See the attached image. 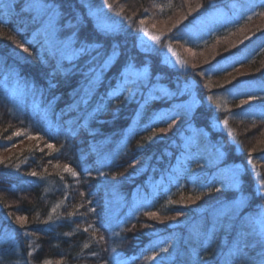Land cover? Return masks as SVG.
I'll return each mask as SVG.
<instances>
[{
    "label": "trees",
    "instance_id": "16d2710c",
    "mask_svg": "<svg viewBox=\"0 0 264 264\" xmlns=\"http://www.w3.org/2000/svg\"><path fill=\"white\" fill-rule=\"evenodd\" d=\"M89 1L103 6V0ZM242 1L115 0L117 7L105 9L119 17L123 26L116 34L122 52L138 64L147 63L157 74L154 83L172 92L177 85L188 91L147 104L139 96L126 100L127 92L109 99L106 93L116 84L109 72L87 111L98 103L103 107L85 122L79 119L85 112L83 105L80 113L57 118L73 102L72 92L82 76L78 71L53 75L56 60L42 50L43 37L34 36L41 22L21 10L24 0H4L12 7L0 8V149L14 147L27 134L40 135L42 141L0 159V256L22 258L30 264H42L45 259L50 264H116V260L192 264L196 247L209 264L219 263V255L241 230L240 220L224 218L230 215L227 207L224 213L210 215L238 195L221 184V180L228 181L233 165L241 168V190L249 197L242 216L264 212V198L255 195L259 179L264 177V15H259L264 12V0L244 7L227 31L211 34L203 42L190 40L184 28L209 11L231 12L234 3ZM61 2L65 12H78L85 18L83 33L93 31L94 22L84 4L79 0ZM198 4L202 5L199 9ZM189 9H194L190 15ZM126 17L133 19L130 22ZM141 18L150 31L164 33L161 44L156 43L151 51H144L138 43ZM16 41L24 43L29 52H23ZM169 43L186 62V69L164 60ZM64 67L71 64L65 61ZM201 71L206 75L201 76ZM209 77L211 87H207ZM24 81L42 89L43 97L26 91ZM10 86L30 98V105L49 123L50 130L17 107ZM191 97L198 102L189 119L176 105ZM241 100L248 103L241 105ZM174 112H180V119L168 129L171 120L161 117ZM161 128L167 131L161 133ZM193 129L202 134L189 158L184 143ZM229 129L235 139L228 135ZM16 131L22 134L14 136ZM49 142L52 149L46 147ZM66 166L78 175L66 171ZM32 171L37 176L30 175ZM155 179L161 181L153 183ZM116 199L124 201L125 207L114 215L111 204ZM178 211L183 215L177 216ZM146 212L157 216L150 218ZM17 216L26 217L23 226ZM205 231L211 238L194 239L195 232ZM154 253L155 259H150Z\"/></svg>",
    "mask_w": 264,
    "mask_h": 264
},
{
    "label": "snow or ice",
    "instance_id": "6c2138e0",
    "mask_svg": "<svg viewBox=\"0 0 264 264\" xmlns=\"http://www.w3.org/2000/svg\"><path fill=\"white\" fill-rule=\"evenodd\" d=\"M81 3H84L85 6L88 7V16L94 22L93 31L91 33L82 32L85 27V18L78 12H65L61 0H24V5L21 9L22 11L32 13V19L34 21L38 20L41 22L34 36L43 37L42 50L46 51L56 60L53 68V75L56 73L65 74L68 72L74 74L78 71L82 76L79 87L72 92L73 102L67 104L65 109L61 110L57 116L58 119L60 116L67 115L68 112L80 113L81 105L85 107V112L80 114L79 119L85 122L89 118H92L96 112L100 111L103 107L100 103H98L92 111H87V106L91 97L95 94L96 88L103 82L106 74L109 72L113 73V77L116 80L115 86H110L109 91L106 93L109 99L119 98V96L127 92L125 96L126 100H134L139 96L144 104H147L148 101L152 99H167L183 95L188 91L187 87L181 88L180 85H177L176 91L172 92L160 86L158 83H154L153 76L157 74L151 71L147 63L138 64L134 57L125 55L122 52L116 37V34L120 31L119 24L115 21L107 22V20H105L107 16L105 8L112 9L117 7L118 5H116L115 0H111V2L110 0H103V6L95 8L87 4V0H81ZM11 7L12 5L10 3L0 0V8L11 10ZM156 7H160V5H156ZM201 7L202 5H197V9ZM193 10L194 9H189V15ZM144 11L147 12L148 10L144 9ZM120 14H123V8L120 9ZM259 15H264V12L259 13ZM186 18L187 17H184V19ZM126 19L131 22L133 17H126ZM249 19H251V17H249ZM177 23H179V21ZM153 27H155V25H153ZM173 27H175V25H173ZM171 30L172 29H169L168 31L171 32ZM137 31L144 33L151 41L157 44H161L164 38L163 32L160 34L152 33L145 26L144 18L139 19ZM62 33L63 36H61ZM16 43L23 52H29V48L26 47L24 43L20 41H16ZM168 50L172 51L173 55L177 56V62L180 63L182 67L185 66L184 61L179 59L178 54L171 48L170 43L168 45ZM189 51H191V49H189ZM121 57L123 58L121 59ZM65 61L71 64L70 68L66 69L64 67ZM193 67H195V65H193ZM200 75L205 76L206 73L201 71ZM49 84L52 87L55 86L51 85V82H49ZM24 87L26 91H30L34 96L39 92L40 97H43V90L37 89L35 85L30 82L24 81ZM207 87H211L210 77ZM77 96L79 97L78 99L76 98ZM101 99H103V97ZM249 99L253 98L250 97ZM51 103L52 102L49 101V104ZM196 103V100L193 99L190 104H179L176 105V108L182 109L184 115L191 119L196 108ZM246 103H248L247 100H241V105ZM217 107H220V105L218 104ZM180 115V112H174L173 115L169 117L168 114L165 113L161 119H170L171 122L168 123V129H171L180 119ZM223 124L227 127L228 121L224 120ZM69 131H71V129H69ZM159 131L165 133L167 129L161 128ZM21 134V131L13 133L14 136H20ZM201 134L199 129H193V135L185 138L184 151L189 158H192V147L196 145L197 138ZM228 135L235 139L232 130L229 129ZM9 139H11V137H9ZM139 146L143 147V145ZM46 147L52 149L54 145L49 142L46 144ZM216 151L218 154L223 155L221 149L217 148ZM198 167H203V165H198ZM65 170L72 172L73 176L78 175L67 166ZM253 170H255L254 164ZM30 175L37 176V173L32 171ZM221 184L224 187L236 190L238 193L236 198L227 206L230 215L226 216L225 219L230 220L231 217L234 216L237 220H240L241 230L238 232L227 252H221L219 264H264V212L258 213V227L255 226L256 221H254L253 218H248L247 221L243 219L242 209L248 202L249 197L241 190L240 172L238 169H232L228 181L225 182L221 180ZM220 190V188L216 189V191ZM209 191H211V189H209ZM255 195L264 198V177L259 179ZM195 199L198 200L200 197L196 196ZM90 211L95 212V209H90ZM145 215L150 218H155L157 213L146 212ZM176 215L181 216L183 213L178 211ZM25 219L26 217L20 216L16 218L17 222H21V226H23L22 222ZM172 219H175V217ZM246 225L248 226L246 227ZM90 227L92 226L90 225ZM145 227H151V225H145ZM223 227H228V225L225 224ZM85 231H87V229H85ZM202 235L206 238H211L208 233L201 234L200 232H195L194 239L199 241ZM100 239L103 240L104 237L101 236ZM84 247H88V245H84ZM113 251H115V249H113ZM161 251H167V249H161ZM252 253H254V255ZM92 255L95 256L97 253H92ZM155 255L154 253L150 259H155ZM28 256L31 257L32 253L29 252ZM191 259L192 264H209L208 261L201 257L196 247L192 249ZM25 264H29V262L26 261ZM42 264H50V261L45 259L42 261ZM116 264H127V262L116 260Z\"/></svg>",
    "mask_w": 264,
    "mask_h": 264
},
{
    "label": "rangeland",
    "instance_id": "374dc122",
    "mask_svg": "<svg viewBox=\"0 0 264 264\" xmlns=\"http://www.w3.org/2000/svg\"><path fill=\"white\" fill-rule=\"evenodd\" d=\"M79 1L81 2V0H79ZM254 2H255V0H243L241 3L240 2L234 3L235 7H233L234 10H232L231 12L229 10H227V9H217V10L209 11L206 14H204V15L200 16L199 18L195 19L194 22L191 25H187L184 28V31H185V33L187 34V37L190 40H193V41H196V42H203L211 34L218 33L220 31H227L230 28L231 20L235 16L239 15L240 12H242V10L244 9V7L250 5V3H254ZM82 4H84V3H82ZM87 4L91 5L94 8L96 7V6H93L90 3L89 0H87ZM86 10L88 12V7H86ZM105 12L107 13V16L105 17V20H107V22L115 21L116 23L119 24L120 31H122L123 30V26H122V24L120 22L119 17H117L116 15H112L107 9H105ZM152 33H154V32H152ZM138 34H139L138 35L139 36L138 37V43H139L140 47L144 51L153 50V48H154L156 43L154 41H151V39L147 35H145L144 33L139 32ZM154 34H156V33H154ZM171 48L174 50V52L176 54H178L179 59L184 61L183 58L181 57V55L179 54L178 50L173 45H171ZM163 58L172 67H175L177 69H182V70L187 68V65H186L185 61H184L185 66H183V67L180 65V63L177 62V56L173 55V52L168 50V46H166L165 49H164ZM10 91H11L12 95L15 97V101L17 102V104H21L22 106H25V107L30 106L29 109L32 111V116H34V117L38 116L37 119H38L39 123L42 124L43 126L47 127V130H50L49 123L46 120H41L42 117H40V115L38 114L37 109L34 106L30 105L31 104V102H29L30 98H25L24 97V92L22 90L10 86ZM193 99L196 100L195 97H191L189 100L183 102L182 104H190ZM196 102H198V100H196ZM221 127L223 129H225L224 126L221 125ZM25 135L26 134H23L22 137H24ZM29 137H32V138H29ZM41 141L42 140H41L40 135L38 136V135H29V134H27L26 137L22 138L20 141H16L14 143L15 145H13L14 147H7V148H4V149H0V159L3 160L5 158L9 157L14 151H22L25 148L31 147L32 145H36V144L40 145ZM232 169H238L240 174L242 172L241 168H239L238 166H235V165H233L231 167V170ZM258 177L260 178V176H258ZM155 181H161V179H155L153 183H155ZM233 200L234 199H231V200H229V201L217 206L216 208L211 210L210 215H219L222 212L224 213L225 208ZM124 207H125V202L122 201V200H117L116 199L111 204V209H113L111 211H112V213L114 215H117L118 213H120V211ZM260 212H262V211L260 210V211H256V212L247 213L246 215L243 216V219L245 221H247L248 218H253V220L256 221L255 226L258 227L259 226V224H258V213H260ZM216 218H218V216ZM224 218H219V220L222 219V221H223ZM247 226L248 225H246V227ZM200 233L203 234V233H206V231L205 232H200ZM236 236H237V234H236ZM235 237H233V240L235 239ZM204 238L205 237L202 235L200 240H202ZM231 244L229 245V247L231 246ZM227 250H226V252H227ZM218 258L220 260V255H219ZM26 261L27 260L22 259V258L10 260V259H6V257L0 256V264H25ZM212 264H219V263H215L214 262Z\"/></svg>",
    "mask_w": 264,
    "mask_h": 264
},
{
    "label": "bare ground",
    "instance_id": "6f19581e",
    "mask_svg": "<svg viewBox=\"0 0 264 264\" xmlns=\"http://www.w3.org/2000/svg\"><path fill=\"white\" fill-rule=\"evenodd\" d=\"M16 105H17V103H16ZM19 109H24L27 113H28V115H30V116H32V111L29 109V107H25V106H22L21 104H18V106H17ZM28 108V109H27ZM38 116H33L32 118L33 119H36ZM37 120V119H36Z\"/></svg>",
    "mask_w": 264,
    "mask_h": 264
}]
</instances>
